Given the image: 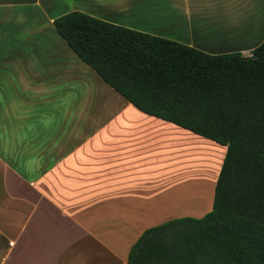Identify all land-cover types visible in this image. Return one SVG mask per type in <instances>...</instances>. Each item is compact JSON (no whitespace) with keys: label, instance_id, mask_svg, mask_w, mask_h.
Listing matches in <instances>:
<instances>
[{"label":"crops","instance_id":"1","mask_svg":"<svg viewBox=\"0 0 264 264\" xmlns=\"http://www.w3.org/2000/svg\"><path fill=\"white\" fill-rule=\"evenodd\" d=\"M73 11L209 55L264 40V0H0V264H127L146 230L212 209L226 147L104 83L54 30ZM195 143L221 151L210 175Z\"/></svg>","mask_w":264,"mask_h":264},{"label":"trees","instance_id":"2","mask_svg":"<svg viewBox=\"0 0 264 264\" xmlns=\"http://www.w3.org/2000/svg\"><path fill=\"white\" fill-rule=\"evenodd\" d=\"M53 27L137 110L226 147L211 211L146 230L127 264H264V40L251 58L209 55L78 11Z\"/></svg>","mask_w":264,"mask_h":264},{"label":"rangeland","instance_id":"3","mask_svg":"<svg viewBox=\"0 0 264 264\" xmlns=\"http://www.w3.org/2000/svg\"><path fill=\"white\" fill-rule=\"evenodd\" d=\"M14 1V0H13ZM2 56V52L0 51V57ZM189 145V144H188ZM193 145V144H192ZM212 146V145H211ZM207 146V144H200L195 143V146L193 149H195V165L197 167H201L203 169V172L206 169L207 164L210 166V170L208 172V175H210L211 171L216 168L217 164L219 163V160L221 159V151L220 149L216 147Z\"/></svg>","mask_w":264,"mask_h":264},{"label":"water","instance_id":"4","mask_svg":"<svg viewBox=\"0 0 264 264\" xmlns=\"http://www.w3.org/2000/svg\"><path fill=\"white\" fill-rule=\"evenodd\" d=\"M251 58H254L252 55L250 56Z\"/></svg>","mask_w":264,"mask_h":264}]
</instances>
